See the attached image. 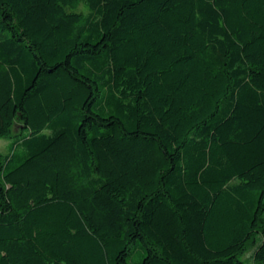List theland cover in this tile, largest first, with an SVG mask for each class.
Segmentation results:
<instances>
[{
  "label": "trees",
  "instance_id": "16d2710c",
  "mask_svg": "<svg viewBox=\"0 0 264 264\" xmlns=\"http://www.w3.org/2000/svg\"><path fill=\"white\" fill-rule=\"evenodd\" d=\"M0 138V264H264V0H0Z\"/></svg>",
  "mask_w": 264,
  "mask_h": 264
},
{
  "label": "rangeland",
  "instance_id": "374dc122",
  "mask_svg": "<svg viewBox=\"0 0 264 264\" xmlns=\"http://www.w3.org/2000/svg\"><path fill=\"white\" fill-rule=\"evenodd\" d=\"M80 8L85 10V7L83 5H81ZM8 143H9V139L0 138V152H2V153L7 152ZM254 249H255V246L254 247L252 245L248 246L247 249L245 250L244 254L241 256L242 259L247 260V264H257L252 259V253H253Z\"/></svg>",
  "mask_w": 264,
  "mask_h": 264
}]
</instances>
